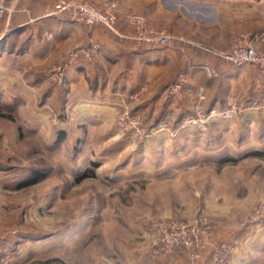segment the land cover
Listing matches in <instances>:
<instances>
[{
  "label": "rangeland",
  "instance_id": "1",
  "mask_svg": "<svg viewBox=\"0 0 264 264\" xmlns=\"http://www.w3.org/2000/svg\"><path fill=\"white\" fill-rule=\"evenodd\" d=\"M60 1L106 16L115 12L116 29L124 8L130 25L140 19L172 40L187 34L206 45L214 38L226 54L249 35L264 51L258 35L264 33V0H56L53 11ZM23 4L18 0L0 21V264L166 261L170 257L152 254L151 222L201 216L219 241L243 246L242 261L264 264V150L234 154L228 135L229 123L261 108V99L247 104L234 98L240 111L211 121L205 132L182 127L196 104L183 106V116L170 118L169 128L155 136L140 138L114 124L107 134L73 139L68 118L58 108H41L34 90L40 78L62 82L70 64L39 69L25 56L20 30L5 25L26 13ZM248 5L251 30H237ZM184 98L176 100L184 105ZM143 118L146 130L159 127L147 114Z\"/></svg>",
  "mask_w": 264,
  "mask_h": 264
},
{
  "label": "crops",
  "instance_id": "2",
  "mask_svg": "<svg viewBox=\"0 0 264 264\" xmlns=\"http://www.w3.org/2000/svg\"><path fill=\"white\" fill-rule=\"evenodd\" d=\"M55 1L23 0V5L28 8L24 11L26 13L17 15L12 21L9 18L5 25L11 26L12 31L20 30L25 56H31L39 69L56 64L65 67L71 53L77 52L78 59L66 67L62 82L40 78L34 89L41 108H58L60 114L68 118L71 125L69 137L85 139L92 131L107 134L115 124L117 111L125 102L155 120V125L168 122L175 116L182 117L183 106L195 107L198 104L197 89L204 86L207 98L203 105L206 108L223 107L229 95L247 104L253 98L261 99V108H251L229 123L228 135L233 141L231 151L234 154L264 150V75L257 66L238 68L226 62L223 52H220L223 46L214 38L205 45L202 39L183 34V41L171 39L167 47L139 45L132 37L133 25L125 18L129 11L124 8L117 24V30L126 34L122 38L103 26L75 23L67 14L50 15ZM248 8L247 14L243 11V16L237 19L241 24L233 26L237 30L240 26L242 31L251 30L250 5ZM6 30L5 27L4 32ZM258 33L263 40L264 33ZM10 40L6 37L5 43ZM181 72H188L190 76L184 92V105L183 101L168 99L165 90L166 84ZM143 87L146 92L142 101L132 103L128 100L129 95L140 92ZM219 240L217 235H213L214 242ZM241 247H235L238 253L229 264H246L242 261L246 258H241L244 254ZM131 264L212 262L208 253L193 261L188 252L179 251L166 261L150 263L138 259L132 260Z\"/></svg>",
  "mask_w": 264,
  "mask_h": 264
},
{
  "label": "built area",
  "instance_id": "3",
  "mask_svg": "<svg viewBox=\"0 0 264 264\" xmlns=\"http://www.w3.org/2000/svg\"><path fill=\"white\" fill-rule=\"evenodd\" d=\"M18 0H0V21L12 11ZM115 7V5H114ZM113 8V7H112ZM68 13L74 22H87L90 24H104L118 36L116 29V16L109 13V16L102 14L93 7L75 2L60 1L55 5L52 14L58 15ZM133 22V21H132ZM133 39L139 44L157 45L167 47L170 44L171 36L166 32H159L149 28L140 19L133 22ZM257 37L245 35L228 53L222 54L223 59L235 67L254 65L260 68L264 75V51H259L257 47ZM96 47V46H94ZM78 59L77 53L69 56L68 64H74ZM210 73L209 69L206 67ZM211 74V73H210ZM214 74V73H212ZM189 73H179L166 89L168 98L181 99L189 83ZM146 89L143 87L140 92L129 95L128 100L132 103L140 102ZM198 102L197 111L192 116L183 119L182 127H194L200 132L207 130L208 124L220 118H232L240 107L236 104L232 95L227 96L224 108L212 107L208 113L203 109V103L207 98V91L204 86H199L196 93ZM115 124L119 131L132 133L140 138L155 136L158 132L169 128L170 123H160L157 129L146 130L144 127L143 114L133 108L129 102H125L116 113ZM149 232L152 235V254L154 257H171L179 251H186L193 261L208 253L212 264H229V260L234 253V247L224 241H213V231L210 220L201 216L191 220L161 219L151 222Z\"/></svg>",
  "mask_w": 264,
  "mask_h": 264
},
{
  "label": "trees",
  "instance_id": "4",
  "mask_svg": "<svg viewBox=\"0 0 264 264\" xmlns=\"http://www.w3.org/2000/svg\"><path fill=\"white\" fill-rule=\"evenodd\" d=\"M9 36V35H8Z\"/></svg>",
  "mask_w": 264,
  "mask_h": 264
}]
</instances>
